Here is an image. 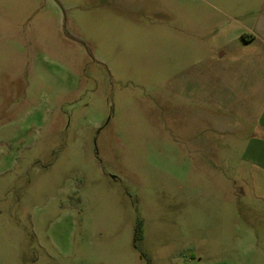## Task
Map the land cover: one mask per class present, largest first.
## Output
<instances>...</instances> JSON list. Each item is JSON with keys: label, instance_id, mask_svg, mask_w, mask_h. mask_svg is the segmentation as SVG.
<instances>
[{"label": "rangeland", "instance_id": "obj_1", "mask_svg": "<svg viewBox=\"0 0 264 264\" xmlns=\"http://www.w3.org/2000/svg\"><path fill=\"white\" fill-rule=\"evenodd\" d=\"M263 3L0 0V264H264Z\"/></svg>", "mask_w": 264, "mask_h": 264}, {"label": "crops", "instance_id": "obj_2", "mask_svg": "<svg viewBox=\"0 0 264 264\" xmlns=\"http://www.w3.org/2000/svg\"><path fill=\"white\" fill-rule=\"evenodd\" d=\"M258 20L256 26L248 27L250 37L244 41V69L249 66L251 73L245 74L243 95L252 97L249 99L251 106L244 107L248 112L259 110V118L264 129V3L263 8L257 14ZM262 99V101H261ZM257 105H254L256 102ZM257 119V118H256ZM255 119V120H256ZM257 121V120H256ZM261 169H264L263 167Z\"/></svg>", "mask_w": 264, "mask_h": 264}]
</instances>
